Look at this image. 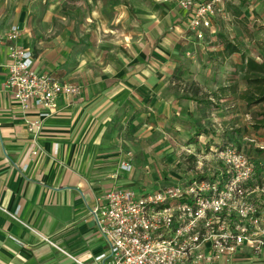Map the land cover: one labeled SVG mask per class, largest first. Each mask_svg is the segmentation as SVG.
<instances>
[{"label":"rangeland","instance_id":"374dc122","mask_svg":"<svg viewBox=\"0 0 264 264\" xmlns=\"http://www.w3.org/2000/svg\"><path fill=\"white\" fill-rule=\"evenodd\" d=\"M222 1L224 10L213 17L214 32L206 33L202 45L194 43L196 35L188 21L184 23L186 9L179 0H0V16L11 22L24 16L32 33L51 43L50 50L66 68L59 66L65 77L83 82L87 95L100 89L97 80L107 82L110 75L120 79L119 86L113 90V104H110L113 111L116 109L113 113V178L121 188L142 194L170 185L173 173L196 168L197 161L210 147L231 144L255 159H264V132L252 129L253 117L259 108L251 111L238 104L240 92L246 88L242 72L234 66L241 61L240 56L221 64L210 54L222 49L218 36L221 32L230 39L238 38L248 55L264 59V0ZM242 2H245L240 6L242 15L238 16L229 3L239 6ZM176 26H185V39L175 41ZM162 37L166 38L159 40ZM109 63L119 70L113 73L96 70ZM81 64L84 66L80 70L77 67ZM179 65L183 67L182 75L173 72ZM103 73L108 74L106 79L100 78ZM158 78L165 81L167 101L174 97V101L177 100L190 89L191 81L202 80L206 84L207 79L212 89L223 85L234 92L230 98L234 99L225 103L227 106L215 100L209 110L210 117L216 115L215 110L230 115L220 122L216 140L196 139V121L190 113L195 111V104L181 111L166 102V109H161L157 89L148 83ZM121 102L127 103L126 108L120 106ZM108 111L109 107L105 113L109 114ZM237 111L245 119L243 124L238 122V133L237 122H232L237 118L233 116ZM93 122L94 119L88 129ZM80 154L93 156V152ZM211 162L205 168L215 165L210 166ZM123 163L130 164L131 168L123 170Z\"/></svg>","mask_w":264,"mask_h":264},{"label":"crops","instance_id":"0c3cea01","mask_svg":"<svg viewBox=\"0 0 264 264\" xmlns=\"http://www.w3.org/2000/svg\"><path fill=\"white\" fill-rule=\"evenodd\" d=\"M185 14L184 23L187 24L189 13L186 11ZM12 21H6L0 16V33H5L11 25H19L23 31L20 41L32 50L36 70L51 74L61 81L80 85L81 92L79 95L59 99V113L44 120L38 139L40 150L34 155L35 145L27 130L26 120L38 118V113L34 109L25 113L6 88L7 47L1 45L0 264H78L59 248L83 263L91 264L105 250L106 242L98 227L91 223L90 209L94 207L97 197L105 191L121 187L113 178V113H116V109L113 111V105L110 106L113 104V90L119 86L120 79L110 75L107 82L97 80L100 82V89L87 95L83 82H74L65 77L61 69L65 67L61 66L58 55L50 50L51 43L34 35L26 26L24 16L19 21ZM176 30L175 41L186 38L185 26H176ZM213 32L212 29L211 34ZM205 41L195 37L194 43L202 45ZM238 55L232 57L236 58ZM235 61L238 62V59ZM83 66L81 64L77 68L81 70ZM101 66L96 70L106 71L105 73L119 70L110 63ZM175 68L174 74L182 75V65ZM105 73L100 78L106 79L108 74ZM153 82L148 81L154 90L157 89L155 92L159 94L161 109H166V102H169V106H178L181 111L195 104V111L190 113L196 121V139L199 137L203 142L207 138L216 140L220 122L230 118V115H222L221 111L215 110L216 115L210 117L209 110L215 100L223 102L222 105L229 103V100L234 99H230L234 92L225 89L223 85L212 89L207 84V79L206 84L202 80L191 81L189 90L184 91L177 100L174 101V97L167 101L165 81L158 78ZM238 104L246 106L242 98ZM126 105V102H121L120 106L126 108ZM108 107L109 114L105 113ZM253 109L254 107L249 110ZM96 110L98 112L93 115ZM233 116L237 117L232 122H237L235 126L238 129L235 130L238 133V122L243 124L245 119L240 111ZM93 119V125L88 129ZM210 120H215L216 123ZM222 124L225 125V122ZM252 129L253 132H262L254 127ZM214 142L216 141H210ZM92 152L93 156L90 157L80 154ZM191 169L180 174L173 173V177L170 176L171 183L187 180ZM46 238L54 244L47 242ZM202 264H264V253L254 256L246 252Z\"/></svg>","mask_w":264,"mask_h":264},{"label":"built area","instance_id":"2783aa9c","mask_svg":"<svg viewBox=\"0 0 264 264\" xmlns=\"http://www.w3.org/2000/svg\"><path fill=\"white\" fill-rule=\"evenodd\" d=\"M179 1L190 12L188 24L199 40L224 10L222 0ZM22 33L19 25H11L0 33V47H7L6 88L25 113H38V118L26 120L35 155L44 120L59 113L61 97L79 95L81 87L38 72L32 50L20 41ZM210 161L215 165L205 168ZM197 164L183 182L142 194L111 188L97 197L89 214L106 246L91 264H202L246 252L262 255L264 160L225 144L210 147ZM130 168L122 164L123 170ZM59 249L78 264H87Z\"/></svg>","mask_w":264,"mask_h":264},{"label":"trees","instance_id":"16d2710c","mask_svg":"<svg viewBox=\"0 0 264 264\" xmlns=\"http://www.w3.org/2000/svg\"><path fill=\"white\" fill-rule=\"evenodd\" d=\"M243 4L245 2H242L239 6L229 3L231 9L238 16L242 15L241 7L244 6ZM244 18L246 17L244 16ZM218 36L220 38L219 45L222 46V49L213 51L210 54L217 58L221 64H224L233 55L239 54L241 61L235 63L234 66L242 72V80L246 84L241 98L248 108H259L257 114L253 117L252 123L254 129L264 132V59H257L248 55L244 50V45L238 38L230 39L221 32Z\"/></svg>","mask_w":264,"mask_h":264},{"label":"water","instance_id":"95a60500","mask_svg":"<svg viewBox=\"0 0 264 264\" xmlns=\"http://www.w3.org/2000/svg\"><path fill=\"white\" fill-rule=\"evenodd\" d=\"M91 223H92L93 225H96V221H95L94 219H92Z\"/></svg>","mask_w":264,"mask_h":264}]
</instances>
